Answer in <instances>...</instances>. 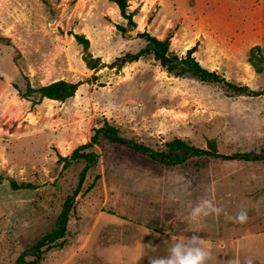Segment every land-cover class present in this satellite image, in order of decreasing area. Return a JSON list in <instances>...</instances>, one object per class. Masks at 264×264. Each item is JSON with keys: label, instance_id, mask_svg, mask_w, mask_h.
Here are the masks:
<instances>
[{"label": "rangeland", "instance_id": "374dc122", "mask_svg": "<svg viewBox=\"0 0 264 264\" xmlns=\"http://www.w3.org/2000/svg\"><path fill=\"white\" fill-rule=\"evenodd\" d=\"M128 5L134 28L108 0H0V264H16L55 228L86 165L70 156L104 121L155 151L180 139L200 149L212 141L224 155L264 153V96L174 77L149 55L120 70H89L74 39L83 35L92 59L109 65L144 47L140 33L169 37L173 54L183 57L196 46L193 57L203 68L260 90L264 62L256 72L249 52L259 46L264 53V0ZM58 80L81 85L65 102L21 96L27 85ZM82 152L96 161L74 198L62 245L44 252L39 264H149V256L165 254L169 235L193 232L208 242L217 264L234 256L264 264V161L201 157L166 167L104 139ZM11 180L32 187L13 190ZM202 197L229 215L245 208L249 219L238 224L221 214L192 221L189 212ZM150 242L158 253L144 248Z\"/></svg>", "mask_w": 264, "mask_h": 264}, {"label": "trees", "instance_id": "16d2710c", "mask_svg": "<svg viewBox=\"0 0 264 264\" xmlns=\"http://www.w3.org/2000/svg\"><path fill=\"white\" fill-rule=\"evenodd\" d=\"M113 3L120 14V17L126 21V24L134 28L135 23L133 17L135 12L129 11L128 0H108ZM117 29L121 32L124 28L117 26ZM145 42L143 48H141L135 54H126L118 57L113 63L109 65L102 64L99 59H92L88 54L89 41L83 35H74L75 41L82 46L85 53L84 62L89 70L97 71L102 67H108L110 69L120 70L124 65L138 61L145 56H152L159 66L169 75L174 77L190 76L201 83L207 84H221L227 91L245 97H261L264 96V88L260 90H251L247 86H239L226 81L223 77L216 72H211L203 68L198 61L193 57L196 51V46L186 51L183 57H179L170 51V38L167 37L160 40L154 36H151L147 32H143L137 35ZM264 62V53L259 46H254L249 52V64L256 71L260 72L261 65ZM80 82L72 83L64 80H58L50 82L44 86L32 88L27 85L25 92L21 93L22 98L28 99L36 97L37 102L44 99L56 102H65L72 98L78 90ZM99 139H104L111 144L117 145L122 148L130 150L135 155L143 156L150 159L153 162L161 164L166 167L180 166L187 161L195 158L206 157L213 160H220L222 162H246L254 163L264 161L263 154L249 153H237L232 155H224L218 153L214 142L207 143V149H200L186 143L180 139H173L164 144V149L155 151L143 144L137 143L132 139H126L120 136L118 129L111 126L108 122L104 121L97 129L94 130V135L91 138V142L80 146L74 150L70 156V160H83L86 165L79 174L78 185L72 194L68 197L63 205L60 214L58 215L55 228L41 237L31 248L24 251L16 259V264H39L44 252L52 248L57 242L58 246L62 245L64 237L66 235V227L69 221V216L73 208L74 198L79 193V188L85 178L86 172L89 170L96 159L93 153H83L82 150L87 149L94 144H98ZM67 160V159H61ZM10 187L13 190L31 188L32 185L27 183L17 184L15 181H10ZM32 257L31 261H25V257Z\"/></svg>", "mask_w": 264, "mask_h": 264}, {"label": "clouds", "instance_id": "9594fccd", "mask_svg": "<svg viewBox=\"0 0 264 264\" xmlns=\"http://www.w3.org/2000/svg\"><path fill=\"white\" fill-rule=\"evenodd\" d=\"M221 214L234 223L245 224L249 217L248 211L241 208L236 214L229 215L225 210L218 206L213 200L208 198H199L189 212V218L197 221L210 215L220 216ZM151 230L145 229V234ZM168 247L165 254H156L148 257L149 264H217V258L214 256L208 242L200 235L193 232L186 238H178L175 235H169ZM144 248L151 253H158L160 247L151 242L143 244ZM222 264H253L251 257L241 258L239 256L230 257Z\"/></svg>", "mask_w": 264, "mask_h": 264}, {"label": "water", "instance_id": "95a60500", "mask_svg": "<svg viewBox=\"0 0 264 264\" xmlns=\"http://www.w3.org/2000/svg\"><path fill=\"white\" fill-rule=\"evenodd\" d=\"M135 32H136L135 29H132V30L129 32V33H130L129 35H130L131 37H132V36H135Z\"/></svg>", "mask_w": 264, "mask_h": 264}]
</instances>
